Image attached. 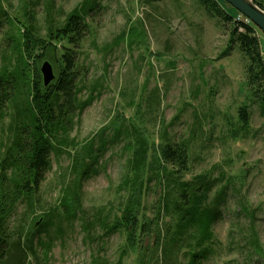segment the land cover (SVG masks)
<instances>
[{
  "label": "rangeland",
  "instance_id": "rangeland-1",
  "mask_svg": "<svg viewBox=\"0 0 264 264\" xmlns=\"http://www.w3.org/2000/svg\"><path fill=\"white\" fill-rule=\"evenodd\" d=\"M86 2L94 5L93 0H0V10L9 17L0 24V70L12 58L11 37L27 24L26 12L45 36L50 20L61 26ZM87 24L78 49L81 98L94 91L96 99L75 119L70 148L52 153V169L34 215L21 207L12 226L29 228L52 208L64 209L61 198L67 189H77L73 157L84 156L91 145L101 155L97 172L79 181L73 221L64 222L56 234L60 219L54 220L49 264H93L97 259L98 264H120L128 246L126 233L107 237L97 226L89 235L84 222L97 214L112 225L121 216L135 181L127 164L136 129L150 147L149 161L160 155L164 141L186 143L189 172L183 181L202 191L212 185L206 226L214 242L209 258L199 264H264V113L249 101L246 60L239 45L230 43L231 26L211 16L199 0H99ZM142 26L147 36L140 41ZM258 36L264 53L259 29ZM244 104L251 116L247 131L238 117ZM10 117L0 121V146L10 135ZM150 175L147 171L142 177L140 218L155 221L163 200L168 206L158 224H151L154 232L144 238L145 263L129 249L121 264H169L162 248L176 233L180 215L174 203L181 199H170L167 178L160 185L157 180L149 184ZM128 178V190H121ZM188 198L193 204V192ZM195 233L176 248L171 264L189 263L187 244L194 245ZM157 235L165 241L162 248ZM30 264H36L33 258Z\"/></svg>",
  "mask_w": 264,
  "mask_h": 264
},
{
  "label": "trees",
  "instance_id": "trees-1",
  "mask_svg": "<svg viewBox=\"0 0 264 264\" xmlns=\"http://www.w3.org/2000/svg\"><path fill=\"white\" fill-rule=\"evenodd\" d=\"M98 1L93 0L94 5L91 7L86 2L82 8L74 10L61 26H56L50 20L45 36L30 21L26 12L27 24H22L17 35L11 37L14 43L12 58L8 66L0 70V121L11 116L10 135L0 146V264H30L31 258L36 264H49L55 240L50 231L56 223L54 220L60 219L56 223V234L61 233L64 222L73 221L80 201L78 185L97 172L101 155H97L94 147L89 145L86 149L90 151L84 156L77 154L73 157L77 189H67L61 198L60 206L64 209L58 206L52 208L49 214L35 220L29 228L12 226L21 207L34 215L37 204L40 205L42 183L52 169V153L70 148V130L75 119L82 116L96 99L94 91L87 99L81 98L84 88L81 87L78 71V49L88 33L87 17ZM199 1L211 16L219 18L223 25L231 26L230 43L239 45L246 60L245 83L249 101L258 104L264 113V53L258 28L233 7L230 6L235 14L222 9L218 0ZM254 2L264 10V0ZM8 18L0 10V24ZM141 28L140 41L147 36L144 27ZM48 60L53 62L56 79L49 87H45L40 68ZM238 117L241 128L247 131L251 120L249 104L239 108ZM136 132L135 129L133 144L128 148L131 155L127 164L129 172L135 174V181L127 192L121 216L110 225L108 219L96 214L92 220H85V229L90 235L99 226L107 237L123 231L127 235L128 246L122 251L119 263L123 262L129 249L137 252L141 256L140 262L145 263L144 238L154 232L151 224H158L168 206L163 200L155 221L140 218L142 177L149 171V184L157 180L160 185L167 178L171 188L168 196L171 200L181 199L174 203L177 210L175 214L180 215L176 233L166 242L160 235L155 239L158 247L165 242V249L161 248L166 261L169 264L173 262L176 248L183 246L192 231L196 233L193 236L194 245L187 244L188 264L207 260L212 253L210 244L214 242L206 226V219L211 214L207 204L212 185L208 184L207 189L202 191L183 181L189 172V146L186 143L164 141L160 146V155L149 161L150 147ZM155 173L163 174L154 177ZM129 181L128 178L121 190H128ZM189 192H193V204L188 198ZM40 220L42 222L36 227ZM97 260L93 264H98Z\"/></svg>",
  "mask_w": 264,
  "mask_h": 264
},
{
  "label": "water",
  "instance_id": "water-1",
  "mask_svg": "<svg viewBox=\"0 0 264 264\" xmlns=\"http://www.w3.org/2000/svg\"><path fill=\"white\" fill-rule=\"evenodd\" d=\"M227 4L237 10L246 19L251 21L259 30L264 33V10L261 9L254 0H224ZM43 83L49 87L56 79L53 65L49 61H44L40 68ZM42 222L40 220L36 227Z\"/></svg>",
  "mask_w": 264,
  "mask_h": 264
},
{
  "label": "built area",
  "instance_id": "built-area-1",
  "mask_svg": "<svg viewBox=\"0 0 264 264\" xmlns=\"http://www.w3.org/2000/svg\"><path fill=\"white\" fill-rule=\"evenodd\" d=\"M247 21H249V20H247Z\"/></svg>",
  "mask_w": 264,
  "mask_h": 264
}]
</instances>
